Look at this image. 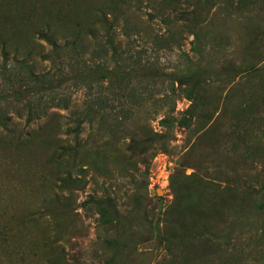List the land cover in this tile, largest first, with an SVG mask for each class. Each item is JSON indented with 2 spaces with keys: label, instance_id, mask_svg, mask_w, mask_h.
<instances>
[{
  "label": "rangeland",
  "instance_id": "1",
  "mask_svg": "<svg viewBox=\"0 0 264 264\" xmlns=\"http://www.w3.org/2000/svg\"><path fill=\"white\" fill-rule=\"evenodd\" d=\"M252 98L264 0H0V264H264Z\"/></svg>",
  "mask_w": 264,
  "mask_h": 264
},
{
  "label": "trees",
  "instance_id": "2",
  "mask_svg": "<svg viewBox=\"0 0 264 264\" xmlns=\"http://www.w3.org/2000/svg\"><path fill=\"white\" fill-rule=\"evenodd\" d=\"M174 3H177L178 0H172ZM193 1V0H192ZM197 2H200L201 0H194ZM240 1H244L245 0H240ZM253 6L256 5L255 3H251ZM259 13H262V10H258ZM189 16L192 17V20L189 19L190 22L192 23H196V18L193 16V13L188 14ZM68 44V43H67ZM74 43H71V46H73ZM102 50V49H100ZM32 57L33 54H28L27 56H25L24 59V63H30L32 61ZM23 63V64H24ZM37 79L43 81L45 78L44 77H36ZM168 96L164 95L162 99H167ZM264 101L262 99H257L255 101V99H249L246 107L247 111H252L254 110V112L258 111V106L263 104ZM191 109V107H190ZM243 110H241L242 112ZM107 113L106 116L104 115V113ZM74 114L71 115V117H73ZM76 117L75 121L73 123H75L77 125V127H79L80 123L83 122V120H86L90 125L94 124V119L98 118L99 119V123H98V128H97V132H108V124H107V120H108V102L106 101V99H102L100 97H97L96 99H93V102L89 103L86 106V109L84 110V114L83 116L78 114L74 115ZM123 116L124 119L127 122H131L132 118H133V106L132 107H128L126 110H124L123 112ZM94 204L97 206V203L94 202Z\"/></svg>",
  "mask_w": 264,
  "mask_h": 264
}]
</instances>
